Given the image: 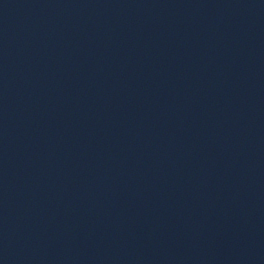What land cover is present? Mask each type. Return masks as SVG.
<instances>
[{"label":"water","instance_id":"95a60500","mask_svg":"<svg viewBox=\"0 0 264 264\" xmlns=\"http://www.w3.org/2000/svg\"><path fill=\"white\" fill-rule=\"evenodd\" d=\"M0 264H264V0H0Z\"/></svg>","mask_w":264,"mask_h":264}]
</instances>
